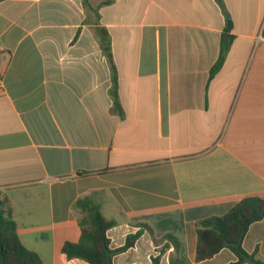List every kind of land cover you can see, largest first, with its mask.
<instances>
[{"label":"crops","instance_id":"crops-1","mask_svg":"<svg viewBox=\"0 0 264 264\" xmlns=\"http://www.w3.org/2000/svg\"><path fill=\"white\" fill-rule=\"evenodd\" d=\"M87 196L111 248L144 230L114 264H170L166 235L236 260L196 263L195 225L264 199V0L0 1L3 208L44 264H88L62 253ZM243 248L264 262V220Z\"/></svg>","mask_w":264,"mask_h":264},{"label":"trees","instance_id":"trees-1","mask_svg":"<svg viewBox=\"0 0 264 264\" xmlns=\"http://www.w3.org/2000/svg\"><path fill=\"white\" fill-rule=\"evenodd\" d=\"M2 1V0H0ZM228 22L226 33L231 30ZM109 60L112 57L107 47L104 48ZM224 61L221 55L218 62L211 70L210 78L218 72ZM113 67V65H112ZM116 83V76H113ZM116 95L115 87L112 90ZM74 210L78 213V221L81 236L78 242H66L62 253L68 260L79 259L88 264H114V257L135 246L144 230L140 229L126 238V242L119 248H111L108 231L116 226V221L103 217L100 206L93 196H87L77 200ZM264 220V199L258 196H248L234 205L222 216H212L196 222L197 246L196 263H201L214 258L224 249H229L236 260L229 264H264L256 259L255 253H248L243 248V242L250 227ZM144 228L152 232L148 225ZM169 246L174 247L170 257V264H188L183 242L174 235H166ZM162 253V251L160 252ZM161 256L153 258L152 264H158ZM0 264H44L35 252L27 249L17 234V225L11 213L3 208L0 201Z\"/></svg>","mask_w":264,"mask_h":264},{"label":"water","instance_id":"water-1","mask_svg":"<svg viewBox=\"0 0 264 264\" xmlns=\"http://www.w3.org/2000/svg\"><path fill=\"white\" fill-rule=\"evenodd\" d=\"M229 41H230V37H229V36H227V37H226V41H225V46H228V44H229Z\"/></svg>","mask_w":264,"mask_h":264}]
</instances>
